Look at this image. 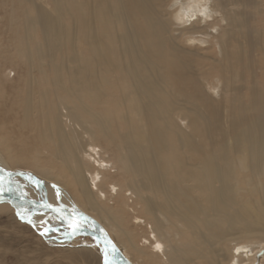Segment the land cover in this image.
Returning <instances> with one entry per match:
<instances>
[{"label":"bare ground","instance_id":"6f19581e","mask_svg":"<svg viewBox=\"0 0 264 264\" xmlns=\"http://www.w3.org/2000/svg\"><path fill=\"white\" fill-rule=\"evenodd\" d=\"M10 1L0 87L18 79V125L42 152L22 159L2 133L0 209L50 244L86 236L68 225L101 234L121 253L91 237L105 264L251 262L264 248V85L248 84L243 113L236 82L250 52L264 58L250 23L264 0H17L20 14ZM237 171L254 196L240 200Z\"/></svg>","mask_w":264,"mask_h":264},{"label":"rangeland","instance_id":"374dc122","mask_svg":"<svg viewBox=\"0 0 264 264\" xmlns=\"http://www.w3.org/2000/svg\"><path fill=\"white\" fill-rule=\"evenodd\" d=\"M39 1L43 2L44 0ZM10 2V0H0V59H4H2L4 63L3 66H7L8 68L11 64H8L7 58L3 56H7L10 51H7L5 45L7 44V40L11 39L15 31V27L8 24L7 7L10 5ZM14 2L15 3L12 5L15 8V13L20 14L23 5L19 4L17 0H14ZM250 23L258 27H264V14L260 15L258 19H252ZM6 37L9 38L7 39ZM240 38L241 42H243V38ZM250 53L251 69L242 71L241 77L243 79L241 80L240 78L241 81L238 80L236 82V84L240 86H242V83L244 86L245 84L247 85L246 89L242 87V90L239 91V95L243 94L240 100H242L243 104L246 103V106H248L247 101H249L248 84L251 86V82L255 80L257 83L261 81L264 85V70H262L264 67V58L259 51H252ZM12 56L14 55L11 52L10 59L15 61ZM207 65L208 63L204 61L203 71L206 70V72H210L208 71L209 66ZM8 68L6 70H8ZM11 74L12 72L10 73V77L12 76ZM6 83H8V81ZM18 83L17 79L14 82L6 84L4 88L0 87L6 89L4 90L5 95H3L4 91L0 89V137L2 133L3 135L5 134L11 142L13 149L17 150L19 155L23 156L24 152L28 153L29 151L28 154H30L34 150L39 152L42 151L40 150L41 148H39V140L33 138L32 134L28 133V129L21 128L18 125L20 116L18 104H20L21 98L18 91L14 89V87L20 89ZM112 92L117 93V89L113 88ZM227 101L229 102V100ZM231 111L233 112L230 117L235 118L238 113L237 107H232ZM250 111L251 109L248 106L247 110L243 113ZM25 157H22V159H31L27 156ZM29 157H31V155H29ZM237 179L239 181V186L245 189L241 190L239 193L240 200H244L246 197L249 198V196L252 195L254 196V193L247 192L246 190L247 186H250L249 182H246V173L237 171ZM255 197H258L257 194H255ZM71 241L63 244H50L41 234L34 230L31 222L24 221L10 209H0V264H105V252L99 245H95L91 237L78 236V238ZM262 254H264V248L258 251L257 256L247 264H260L259 257H261Z\"/></svg>","mask_w":264,"mask_h":264},{"label":"water","instance_id":"95a60500","mask_svg":"<svg viewBox=\"0 0 264 264\" xmlns=\"http://www.w3.org/2000/svg\"><path fill=\"white\" fill-rule=\"evenodd\" d=\"M9 195L10 194L3 195V196H5L7 198ZM19 199L25 201V198H23V197H19ZM40 205H43L45 207H50V208L54 209L55 211L62 213L63 216H65V217L68 216L67 212L65 210L59 208V207H56V206H53V205H49V204H40ZM65 217L61 218V220L68 225V222L66 221L67 219ZM68 226L70 227V229L72 230V232L76 233L77 235L90 236V237H92L94 239L99 240L101 243L108 245L111 248V250H112L111 251L112 254L113 253H116V252L119 253V254H121L120 251H119V249L117 248V246L112 241L103 239V237L101 236V234L95 233V232L90 231L88 229H80V228H76V227H73V226H70V225H68ZM112 254L110 256V264H114V262L112 260V257H113Z\"/></svg>","mask_w":264,"mask_h":264}]
</instances>
